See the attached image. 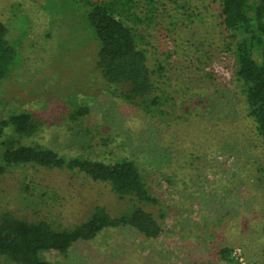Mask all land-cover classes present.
<instances>
[{
    "label": "rangeland",
    "instance_id": "1",
    "mask_svg": "<svg viewBox=\"0 0 264 264\" xmlns=\"http://www.w3.org/2000/svg\"><path fill=\"white\" fill-rule=\"evenodd\" d=\"M156 6L155 22L136 27L150 68H163L162 104L146 112L122 100L97 70L98 41L81 2L0 0L14 53L0 82V120L30 113L38 130L23 143L66 158L133 160L158 200L143 208L164 215L156 238L107 227L64 254L41 256L59 264H263L264 142L246 114L217 5ZM79 107L87 113L76 117ZM128 204L107 183L75 170L22 165L0 174V213L27 220L68 227L95 206L116 215ZM0 264L13 263L0 256Z\"/></svg>",
    "mask_w": 264,
    "mask_h": 264
},
{
    "label": "trees",
    "instance_id": "2",
    "mask_svg": "<svg viewBox=\"0 0 264 264\" xmlns=\"http://www.w3.org/2000/svg\"><path fill=\"white\" fill-rule=\"evenodd\" d=\"M78 1L85 8L90 33L98 41L95 65L100 75L119 87L118 95L125 102L146 112L158 108L163 98L157 77L163 68H150L147 53L140 46L143 36L136 32L137 26L155 22L157 0ZM211 2L218 8L224 49L234 57V78L241 86L246 114L264 142V0ZM6 35L7 27L0 20V82L13 64L14 53ZM74 113L82 116L87 108L79 107ZM37 130L38 123L28 112L12 113L0 120V174L22 165L75 170L91 180L107 183L119 199H128L129 204L116 215L95 206L87 219L68 227L1 212L0 256L13 264H59L44 259L41 252L64 254L74 242L91 240L107 227L129 226L147 239L159 235L163 212L154 215L143 208L157 206L158 200L149 192L133 160L122 158L106 163L79 156L66 158L37 143H23ZM262 231L264 234V226ZM221 254L228 258L229 250L222 249ZM262 254L264 264V246Z\"/></svg>",
    "mask_w": 264,
    "mask_h": 264
}]
</instances>
